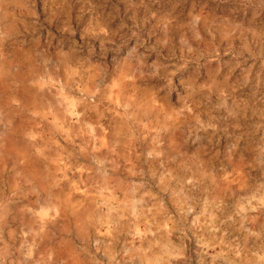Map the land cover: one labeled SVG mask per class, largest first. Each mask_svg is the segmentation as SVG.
I'll list each match as a JSON object with an SVG mask.
<instances>
[{"label":"rangeland","instance_id":"obj_1","mask_svg":"<svg viewBox=\"0 0 264 264\" xmlns=\"http://www.w3.org/2000/svg\"><path fill=\"white\" fill-rule=\"evenodd\" d=\"M0 264H264V0H0Z\"/></svg>","mask_w":264,"mask_h":264}]
</instances>
